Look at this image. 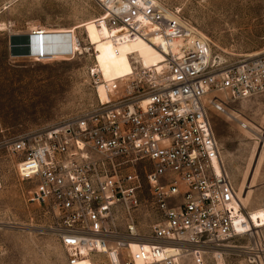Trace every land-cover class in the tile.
<instances>
[{"label":"built area","instance_id":"built-area-1","mask_svg":"<svg viewBox=\"0 0 264 264\" xmlns=\"http://www.w3.org/2000/svg\"><path fill=\"white\" fill-rule=\"evenodd\" d=\"M97 1L102 15L93 21L112 43L156 40L160 66L129 59L128 75L103 81L93 64L88 77L106 102L96 96L82 114L2 145L16 176L32 184L26 201L45 211L65 264H208L229 246L264 264V207L263 220H252L241 206L211 127L218 114L249 130L229 105L264 94V53L221 65L179 10L156 0ZM143 186L148 235L136 231Z\"/></svg>","mask_w":264,"mask_h":264},{"label":"rangeland","instance_id":"rangeland-1","mask_svg":"<svg viewBox=\"0 0 264 264\" xmlns=\"http://www.w3.org/2000/svg\"><path fill=\"white\" fill-rule=\"evenodd\" d=\"M156 1L179 10L197 32L208 38L209 57L221 65L264 53V0ZM99 5L97 0H0V264H65L63 251L47 228L45 211L26 201L32 184L16 176L17 161L2 145L12 136L35 132L89 110L96 93L88 67L95 62L103 78L111 80L123 68L127 52L142 50L143 45L135 40L113 44L105 27L99 29L98 39L91 22L102 15ZM31 27L73 29L83 50L65 60L37 61L35 57L11 55L9 36L30 33ZM85 35L98 52L96 61ZM56 45L51 49H64L67 44ZM229 107L248 121L249 130H241L224 116L212 115L220 158L231 183L240 190L247 186L244 209L262 210L264 145L257 139L260 131L264 133V94ZM139 196L136 231L148 235L153 216L144 186ZM214 253L213 257L208 255V264H249L230 246ZM176 264H189V260L182 257Z\"/></svg>","mask_w":264,"mask_h":264},{"label":"bare ground","instance_id":"bare-ground-1","mask_svg":"<svg viewBox=\"0 0 264 264\" xmlns=\"http://www.w3.org/2000/svg\"><path fill=\"white\" fill-rule=\"evenodd\" d=\"M91 23H93V25L97 29L96 30L97 37H98L99 40H101L100 35H99V29H101L102 27H105V26L101 24L100 27H97L95 25L94 21L91 22ZM78 27H81V26H77L76 28H78ZM32 28H36V27H31V29ZM83 32H84V30H83ZM106 32L109 35V32H108L107 29H106ZM26 34L32 35V36L33 35L37 36L38 34H40L41 36L42 35H48V34L52 35V36L53 35H57L58 36L59 34H61V35H59V38H57V40H53V43H52L51 47L50 48L48 47L49 49H51L58 41H63L62 44H67L68 43L67 45H64L65 46L64 50L63 49H56V50H51V51H47L46 52V50H45L47 48L46 45H44V47H42L41 52L39 51L38 48L34 49L36 52L34 51V55L35 56H33V57H35V59L37 61L65 60L66 59L65 57L73 55L74 53H81V51L83 50L80 47V45L78 44L76 37L74 36L73 29H63V28L62 29H54V30L32 29V30H30V33H26ZM63 34H66V35H63ZM21 35H25V34H21ZM70 35H71V38H70ZM85 37H86L87 45L90 46L92 51H93L94 61H96V57H97V53L98 52L96 51L94 45H92L91 42L89 41V39L87 38V35H85ZM135 41L136 42H140V44L143 45V46H141L142 50L127 52L125 54V57L123 58L125 60L122 61L123 68L119 69L117 71V76L115 78H113V79H117L119 77L126 76V75H128L131 72V65H130L129 59L134 60L139 65H141V66H143L145 68H149V69H153V68L157 69L160 66V63L162 61V56H161V54L159 53V51L155 47V46H159V43L156 40H150V42H145L143 40L138 39V40H135ZM25 49H28V48L25 47ZM69 49H70V52L69 51H65V50H69ZM20 50L22 51V50H24V48H21ZM56 51H61V53L64 54V55H54V54H56L55 53ZM256 54H259V53H256ZM256 54H254V55H256ZM94 66H95L97 72L99 73L101 79L103 81H109V80H106V79L103 78V76H102L99 68H97L95 62H94ZM113 79H111V80H113ZM95 93H96V96L98 97V99L102 103L107 101L106 93H105V91L103 90V88L101 86H97ZM259 143H262L264 145V141H262L261 139H259ZM249 183L250 182H248V185H249ZM235 187L237 189L238 200H239L241 206L244 207V203L243 202H245L246 199L248 198V195L245 196V190H246L247 186L244 185V188L243 189L241 188V190H240V187H237V186H235ZM248 215L250 216V218L252 220L257 218V217H259L260 219L263 220L262 210H260V209H255L253 211H248ZM130 248H131V250H134L135 249V244L132 243ZM174 252H175V250H171L170 251V253H174ZM85 263H86V261H81L78 264H85ZM137 264H139V263H137Z\"/></svg>","mask_w":264,"mask_h":264},{"label":"water","instance_id":"water-1","mask_svg":"<svg viewBox=\"0 0 264 264\" xmlns=\"http://www.w3.org/2000/svg\"><path fill=\"white\" fill-rule=\"evenodd\" d=\"M59 36L55 35H31V36H9V51L11 55H18L17 52L21 48H28L30 51L34 49H39L41 52L42 47L46 45L51 47L53 40H57ZM67 51V50H65ZM17 52V53H16Z\"/></svg>","mask_w":264,"mask_h":264},{"label":"crops","instance_id":"crops-1","mask_svg":"<svg viewBox=\"0 0 264 264\" xmlns=\"http://www.w3.org/2000/svg\"><path fill=\"white\" fill-rule=\"evenodd\" d=\"M20 36H31V35H28V34H26L25 33V35H21V34H19ZM19 35H17V36H19ZM49 35V34H48ZM59 35H61V34H59ZM63 35H66V34H63ZM69 35V34H68ZM11 36H14V35H11ZM51 50H54V49H51ZM64 50V49H63ZM34 51L35 50H33V51H30L29 49H25L24 48V50H18L17 52L19 53L18 55H13V56H17V57H30V58H32L33 56H35L34 55ZM16 52V53H17ZM36 52V51H35ZM32 53V54H31ZM54 55H64V54H58V53H56V54H54Z\"/></svg>","mask_w":264,"mask_h":264},{"label":"trees","instance_id":"trees-1","mask_svg":"<svg viewBox=\"0 0 264 264\" xmlns=\"http://www.w3.org/2000/svg\"><path fill=\"white\" fill-rule=\"evenodd\" d=\"M63 43V41H58L56 44L58 45V44H62ZM67 43V42H66ZM68 44V43H67ZM57 49H59V48H57ZM46 50V52L47 51H51V49H49L48 47L45 49ZM54 50H56V49H54ZM55 53H58V54H62L61 53V51H56Z\"/></svg>","mask_w":264,"mask_h":264}]
</instances>
